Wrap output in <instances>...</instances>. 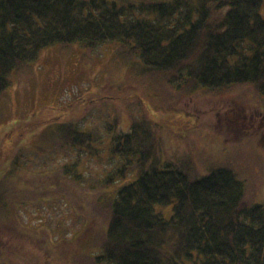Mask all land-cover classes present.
<instances>
[{
    "label": "trees",
    "instance_id": "trees-1",
    "mask_svg": "<svg viewBox=\"0 0 264 264\" xmlns=\"http://www.w3.org/2000/svg\"><path fill=\"white\" fill-rule=\"evenodd\" d=\"M263 2L0 0V92L16 67L35 60L50 44L80 41L93 47L122 40L131 44V53L136 52L151 72L166 75L169 82H176L170 77L176 75L177 84L192 80L195 85L220 89L253 81L264 93ZM67 108L72 113L77 110L76 105ZM66 112L44 107L39 113L43 124L58 118L71 120L55 134L54 127L49 133L45 130L48 136L60 138L56 146L46 147L47 155L56 147L98 158L108 151L118 165L95 179L87 178L76 160L47 177L28 172L30 160L20 151L12 157L8 172L0 173V213L5 215L12 206V214L20 219V207L53 198L79 202L81 207L89 202V193L96 202V209L86 213L93 220L96 217L89 228L101 232L93 264H264V205L251 202L231 168L220 167L195 178L174 163H161L150 118L132 117L124 127L113 117L105 134L80 128L81 118L74 120L70 110ZM170 117L158 120L166 124ZM4 157L2 170L7 168ZM134 169L139 173L133 181L111 188ZM171 203L170 218L155 209L156 204ZM5 224L0 221L4 228L13 229ZM13 224L20 232L17 221ZM2 234L0 230L6 236ZM20 251L24 252L15 243L1 253Z\"/></svg>",
    "mask_w": 264,
    "mask_h": 264
},
{
    "label": "rangeland",
    "instance_id": "rangeland-1",
    "mask_svg": "<svg viewBox=\"0 0 264 264\" xmlns=\"http://www.w3.org/2000/svg\"><path fill=\"white\" fill-rule=\"evenodd\" d=\"M261 13L264 16V2ZM130 45L122 40L93 47L80 41L55 43L42 49L35 60L16 67L0 92V159L4 155L7 166L0 173L8 172L12 157L20 151L30 160L28 172L47 177L61 173L59 167L76 160L87 178L99 179L113 170L117 158L108 151H103L101 158L74 148L56 147L50 155L44 151L60 139L48 136L50 129L54 127L55 134L71 120L58 118L43 124L40 111L56 107L72 113L67 107L76 105L71 117L81 118L79 127L105 134L113 117L124 127L132 117L150 118L161 163H174L195 178L229 167L251 202L264 205V93L253 81L220 89L195 85L192 80L177 84L176 75H170L176 82H169L166 75L151 72L136 52L132 54ZM165 116L172 117L163 124L158 119ZM138 173V169L132 170L111 188L133 181ZM92 191L91 195L98 198ZM86 198L89 202L81 203V207L79 202L74 205L62 198L43 200L38 206L29 204L18 210L20 219L12 214L10 205L5 215L0 213V221L5 220L13 229L0 225L2 235H6H0V250L8 252L16 243L26 253L2 256L0 251V264H93L101 232L89 228L92 221L95 225L96 217L93 220L86 213L96 209V202L89 193ZM155 209L167 218L174 212L172 203L156 204ZM16 221L20 232L15 231ZM8 229L15 235H9Z\"/></svg>",
    "mask_w": 264,
    "mask_h": 264
}]
</instances>
